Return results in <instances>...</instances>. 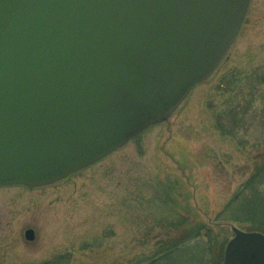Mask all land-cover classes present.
<instances>
[{"label": "water", "instance_id": "obj_1", "mask_svg": "<svg viewBox=\"0 0 264 264\" xmlns=\"http://www.w3.org/2000/svg\"><path fill=\"white\" fill-rule=\"evenodd\" d=\"M249 3L0 0V186L56 183L167 121ZM231 230L222 264H264V233Z\"/></svg>", "mask_w": 264, "mask_h": 264}, {"label": "rangeland", "instance_id": "obj_2", "mask_svg": "<svg viewBox=\"0 0 264 264\" xmlns=\"http://www.w3.org/2000/svg\"><path fill=\"white\" fill-rule=\"evenodd\" d=\"M262 67L264 0H250L217 69L167 121L56 183L0 186V264H38L56 255L67 264H142L181 216L187 226L204 222L209 242L219 247L233 223L216 214L264 150V101L255 91L237 129L241 145L214 128V116L249 98L248 76ZM232 73L239 74L234 81ZM27 228L34 239L25 238ZM190 252L172 254L171 263L190 264ZM216 260L211 264H222Z\"/></svg>", "mask_w": 264, "mask_h": 264}, {"label": "trees", "instance_id": "obj_3", "mask_svg": "<svg viewBox=\"0 0 264 264\" xmlns=\"http://www.w3.org/2000/svg\"><path fill=\"white\" fill-rule=\"evenodd\" d=\"M261 69V72H252L251 76H248L247 85L251 93L249 98L243 104L229 105L227 110L214 116V128L221 135L236 138L238 145L243 144L245 140L238 136L237 129L245 124L243 116L252 106L255 91H258L257 95L264 101V67ZM234 75L235 73L231 74L233 79L230 81L236 80L239 76ZM253 159L256 161L251 174L217 212L216 219L237 223L238 227L245 230L264 233V150L255 154ZM185 220L186 218L182 216L177 220L172 230L166 233L165 240L159 242L153 255L142 264H172L170 261L172 254L183 253L189 249L192 251L187 255V258H192L190 264H211L214 260L217 261L216 259L218 261L222 259L227 239H223L219 247L217 244H211L210 228L204 222L196 220L187 226ZM184 261L185 259H181L178 264H185ZM38 264H67V260H64L63 255H56Z\"/></svg>", "mask_w": 264, "mask_h": 264}, {"label": "bare ground", "instance_id": "obj_4", "mask_svg": "<svg viewBox=\"0 0 264 264\" xmlns=\"http://www.w3.org/2000/svg\"><path fill=\"white\" fill-rule=\"evenodd\" d=\"M232 236V235H231Z\"/></svg>", "mask_w": 264, "mask_h": 264}]
</instances>
